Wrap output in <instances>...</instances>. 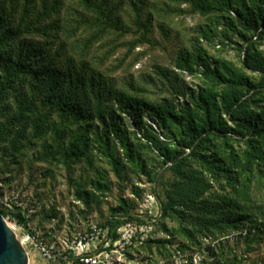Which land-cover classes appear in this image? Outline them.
Listing matches in <instances>:
<instances>
[{
  "label": "trees",
  "instance_id": "16d2710c",
  "mask_svg": "<svg viewBox=\"0 0 264 264\" xmlns=\"http://www.w3.org/2000/svg\"><path fill=\"white\" fill-rule=\"evenodd\" d=\"M171 1L186 3L189 13L214 24L224 20L241 40L243 55L236 67L197 41L179 52L173 69L154 66L170 95L153 102L144 85H117L86 60L98 39L131 31L116 0H76L87 15L78 14L75 25L62 21L63 0H0V151L18 162L38 146L34 160L67 167L80 160L93 166L98 155L118 177L127 166L148 176L154 188L163 187L161 218L177 221L161 228L185 241L181 250L234 231L264 234V49L257 47L264 45V0ZM132 8L137 38L129 49L148 41L152 22L151 14L143 15L142 0ZM82 26L93 32L81 43L71 41ZM211 33L210 27L201 32L206 39ZM183 73L201 83L188 86ZM155 163L164 167L154 171ZM92 168L94 177L86 182L109 191L106 170ZM166 171L171 176L164 180ZM75 186L77 198L88 204L94 191L81 182ZM131 207L120 198L109 208L105 226L112 239L120 224L138 219ZM155 242L164 246L172 239Z\"/></svg>",
  "mask_w": 264,
  "mask_h": 264
},
{
  "label": "rangeland",
  "instance_id": "374dc122",
  "mask_svg": "<svg viewBox=\"0 0 264 264\" xmlns=\"http://www.w3.org/2000/svg\"><path fill=\"white\" fill-rule=\"evenodd\" d=\"M116 1L118 15L131 31L121 36L111 32L98 39L92 44L86 60L112 77L117 85L127 87L130 80L144 85L148 99L153 102L169 96V85L156 75L154 66L173 69V61L179 52L191 49L197 41L211 56L241 66L243 51L238 48L241 40L236 32L225 27L224 20L214 24L205 16L189 13L186 3L171 0H142L143 15L152 16L148 41L129 49L128 42L137 38V33L133 32L132 8V2L137 0ZM80 13L82 10L76 0H63L62 21L75 25L74 19ZM208 27L212 36L206 39L201 32ZM92 32L93 29L82 26L70 39L81 43ZM60 38L64 39L62 35ZM257 47L264 49V45ZM68 53L71 52L68 50ZM248 74L255 77L250 70ZM150 76L154 81L151 82ZM181 77L193 88L201 83L195 74L183 73ZM35 149L18 162H10L0 151V208L8 211L5 219L26 250L28 264L54 262L43 257L42 247L53 249L56 257H60V264H78L79 253L96 255L98 264H264V234L261 232L234 231L213 239L201 238L200 243L178 249L185 241L181 242L177 236L172 238L161 228L163 223L171 228L177 221L161 218L158 200L163 198V187L156 185L154 188V182L148 176L133 173L127 166L118 177L98 155H94L93 166L84 160L71 167L57 162H40L33 159ZM154 165V171L164 167L161 163ZM92 167L106 170L111 183L109 191L100 193L86 182L94 177ZM170 176L166 171L164 180ZM77 182L94 191L88 204L77 198ZM255 191L261 195L263 190ZM120 198L132 204L129 213L138 219L120 224L116 228L117 237L112 239L105 223L109 208L117 205ZM19 216L26 218V222H18ZM158 239H172V242L157 246L155 241Z\"/></svg>",
  "mask_w": 264,
  "mask_h": 264
},
{
  "label": "water",
  "instance_id": "95a60500",
  "mask_svg": "<svg viewBox=\"0 0 264 264\" xmlns=\"http://www.w3.org/2000/svg\"><path fill=\"white\" fill-rule=\"evenodd\" d=\"M27 252L0 210V264H28ZM56 264V261L52 262Z\"/></svg>",
  "mask_w": 264,
  "mask_h": 264
},
{
  "label": "built area",
  "instance_id": "2783aa9c",
  "mask_svg": "<svg viewBox=\"0 0 264 264\" xmlns=\"http://www.w3.org/2000/svg\"><path fill=\"white\" fill-rule=\"evenodd\" d=\"M41 253L45 259L49 261H56V264L58 263V260L60 257H56L57 254L55 253L53 249L42 247ZM77 260H78V264H98L99 263V259L97 258V256L91 255L89 253H79L77 255Z\"/></svg>",
  "mask_w": 264,
  "mask_h": 264
}]
</instances>
